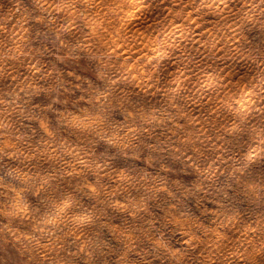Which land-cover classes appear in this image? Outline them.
I'll list each match as a JSON object with an SVG mask.
<instances>
[{
  "label": "rangeland",
  "instance_id": "374dc122",
  "mask_svg": "<svg viewBox=\"0 0 264 264\" xmlns=\"http://www.w3.org/2000/svg\"><path fill=\"white\" fill-rule=\"evenodd\" d=\"M0 264H264V0H0Z\"/></svg>",
  "mask_w": 264,
  "mask_h": 264
}]
</instances>
